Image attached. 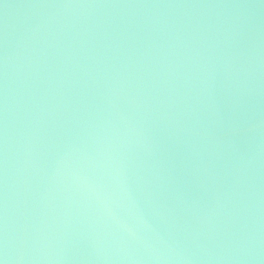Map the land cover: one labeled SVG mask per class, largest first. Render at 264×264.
<instances>
[{"label":"water","instance_id":"95a60500","mask_svg":"<svg viewBox=\"0 0 264 264\" xmlns=\"http://www.w3.org/2000/svg\"><path fill=\"white\" fill-rule=\"evenodd\" d=\"M0 264H264V0H0Z\"/></svg>","mask_w":264,"mask_h":264}]
</instances>
